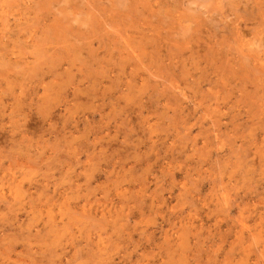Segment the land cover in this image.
<instances>
[{
  "label": "rangeland",
  "instance_id": "rangeland-1",
  "mask_svg": "<svg viewBox=\"0 0 264 264\" xmlns=\"http://www.w3.org/2000/svg\"><path fill=\"white\" fill-rule=\"evenodd\" d=\"M0 264H264V0H0Z\"/></svg>",
  "mask_w": 264,
  "mask_h": 264
},
{
  "label": "bare ground",
  "instance_id": "bare-ground-1",
  "mask_svg": "<svg viewBox=\"0 0 264 264\" xmlns=\"http://www.w3.org/2000/svg\"><path fill=\"white\" fill-rule=\"evenodd\" d=\"M76 1V0H75ZM98 5V4H97ZM87 17V16H86ZM61 19V18H60ZM124 20V19H123ZM82 21H83V19H82ZM126 26V25H125ZM124 27V26H123ZM70 28V27H69ZM124 29V28H123ZM89 30V29H88ZM50 32V31H49ZM51 33V32H50ZM78 34V33H77ZM81 35H83V34H81ZM80 36V35H79ZM51 37V36H50ZM70 38V37H69ZM86 38V37H85ZM92 38V37H91ZM89 40V39H88ZM77 43V42H76ZM51 44V43H50ZM187 48V47H186ZM52 49V48H51ZM76 58V57H75Z\"/></svg>",
  "mask_w": 264,
  "mask_h": 264
}]
</instances>
